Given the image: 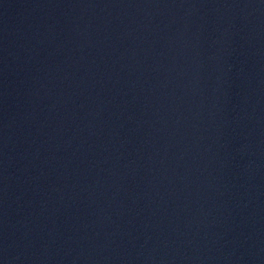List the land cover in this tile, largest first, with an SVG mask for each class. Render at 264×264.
Returning <instances> with one entry per match:
<instances>
[{
	"label": "water",
	"instance_id": "95a60500",
	"mask_svg": "<svg viewBox=\"0 0 264 264\" xmlns=\"http://www.w3.org/2000/svg\"><path fill=\"white\" fill-rule=\"evenodd\" d=\"M0 264H264V0H0Z\"/></svg>",
	"mask_w": 264,
	"mask_h": 264
}]
</instances>
